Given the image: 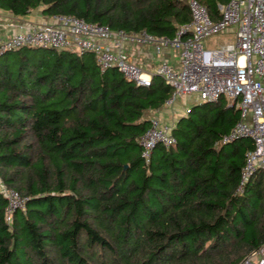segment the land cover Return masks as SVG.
<instances>
[{"label": "trees", "instance_id": "trees-1", "mask_svg": "<svg viewBox=\"0 0 264 264\" xmlns=\"http://www.w3.org/2000/svg\"><path fill=\"white\" fill-rule=\"evenodd\" d=\"M195 1L213 21L228 2ZM188 2L0 0V10L171 38L191 19ZM171 94L159 76L139 87L100 73L90 53L1 56L0 184L27 201L7 219L0 193V264H241L258 250L264 171L237 193L253 145L220 143L239 120L224 97L191 105L175 144L142 158L140 138Z\"/></svg>", "mask_w": 264, "mask_h": 264}, {"label": "built area", "instance_id": "built-area-1", "mask_svg": "<svg viewBox=\"0 0 264 264\" xmlns=\"http://www.w3.org/2000/svg\"><path fill=\"white\" fill-rule=\"evenodd\" d=\"M191 19L179 25L174 36L154 37L145 31L126 33L86 23L74 16H52V24L30 25L0 41V57L25 48L70 51L94 56L99 72L116 69L123 78L139 87H149L152 77L159 76L172 89L164 103L170 108L183 98L199 103H215L224 97L228 106L239 112V120L224 136L221 144L247 138L252 149L245 154V165L237 193L256 170L264 171V0H228L217 5L220 18L213 21L206 8L189 0ZM3 24L0 23V28ZM234 31L235 44L221 49H205L203 41L213 35ZM109 42H114L110 46ZM125 45L148 46L156 54L176 52L179 68L162 60L153 71L131 61ZM174 123L162 124L153 118L140 138L142 158L148 161L151 151L161 145L175 144ZM7 201L6 217L25 209L26 198L0 184ZM241 264H264V244L250 253Z\"/></svg>", "mask_w": 264, "mask_h": 264}, {"label": "crops", "instance_id": "crops-1", "mask_svg": "<svg viewBox=\"0 0 264 264\" xmlns=\"http://www.w3.org/2000/svg\"><path fill=\"white\" fill-rule=\"evenodd\" d=\"M0 23L3 24V27L0 28V41H2L13 34L20 32L22 28L26 29L30 25L52 24L53 21L51 20V17L42 15L41 9L34 10L30 14L23 17H16L6 11L0 10ZM109 45L114 46V42H109ZM124 51L133 63L142 66L146 71H153L162 60H167L172 66L179 68L177 53L170 50H165L161 54H156L153 49L148 46L125 45ZM186 101V98L177 100L174 105L170 107L172 109L167 111L169 108H165L164 110L158 112L153 118L159 119L162 124L171 125L175 123V121L182 115L178 116L176 120L171 119L170 121L169 118H173V115L178 112V109L183 108L182 106L186 104ZM172 111L174 112L171 116Z\"/></svg>", "mask_w": 264, "mask_h": 264}, {"label": "rangeland", "instance_id": "rangeland-1", "mask_svg": "<svg viewBox=\"0 0 264 264\" xmlns=\"http://www.w3.org/2000/svg\"><path fill=\"white\" fill-rule=\"evenodd\" d=\"M233 44H235V35H234V31H232V30L229 32H223V33L213 35V36H211V37H209L203 41V45H204L205 49H221L222 47H225L227 45H233ZM14 54H16V53H13L12 55H9V56H17ZM16 60H18V59L16 58ZM186 100H187L185 102L186 104L184 106H182L183 108L178 109V112H176L175 115H173L174 116L173 118H169L170 121H171V119L176 120V118L178 116L185 115V113L187 112L189 107L193 104H196L194 97L189 98V99L186 98ZM185 106H187V107H185ZM170 109H172V108L167 109V111H169ZM173 112L174 111L171 112V116H172Z\"/></svg>", "mask_w": 264, "mask_h": 264}]
</instances>
